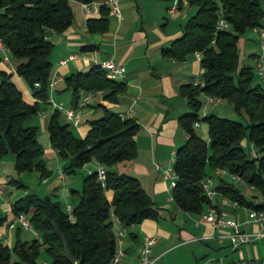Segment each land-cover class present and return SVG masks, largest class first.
I'll list each match as a JSON object with an SVG mask.
<instances>
[{
  "label": "trees",
  "instance_id": "1",
  "mask_svg": "<svg viewBox=\"0 0 264 264\" xmlns=\"http://www.w3.org/2000/svg\"><path fill=\"white\" fill-rule=\"evenodd\" d=\"M188 2L195 5V9L186 17L181 34L162 47L164 52L178 58H184L195 49L201 50L200 81L180 84L191 109L179 116L188 134L175 151L172 198L182 209L202 212L211 202L202 181L206 176L215 175L218 177L214 185L216 190L251 207H262L263 201L253 202L245 196L241 183L229 174L216 173L215 167L237 173L264 191V87L260 80H253L251 64H238L237 48L241 32L263 23L264 0ZM219 6L226 26H216ZM101 11L99 16L86 18L89 30L102 31L108 27V6L101 4ZM72 19L70 0H0V37L9 48L15 71L33 95V99L25 98L11 78L12 72L0 69V158L12 151L17 172L34 168L41 177L49 173L42 156L43 145L37 137V126L26 120L42 108V102L47 101L49 95L50 54L54 45L49 32L63 31ZM64 79L66 86L71 87L72 105H76L82 92L88 89L102 88L104 97L115 100L126 88L124 79L106 76L99 64L71 71ZM200 92L227 99L237 112L246 113L248 121L214 111L199 115ZM101 104L102 113L90 118L83 136L75 133L70 127L72 123L58 108L52 109L47 130L49 141L56 148L66 172H73L93 159L105 167L103 182L97 178L96 169L91 168L84 175L81 188H71L72 217L65 209V202L50 195L28 192L14 200L13 212L29 214L38 235L27 239L17 233L12 245L4 244L1 238L0 264H39L37 256L42 245L50 256L49 264H107L117 249L114 215L127 226L144 217L159 216V206L139 178L115 167L119 161L136 155L137 119L122 116L117 110ZM199 118L207 121L208 138L193 126L194 120ZM246 141H250L255 150H247ZM12 179L23 184L19 177ZM107 189L111 190L110 195ZM2 218L0 215V220ZM53 221L65 235L74 261L66 257ZM129 232L134 234L132 230ZM11 253L16 257L11 259Z\"/></svg>",
  "mask_w": 264,
  "mask_h": 264
},
{
  "label": "crops",
  "instance_id": "2",
  "mask_svg": "<svg viewBox=\"0 0 264 264\" xmlns=\"http://www.w3.org/2000/svg\"><path fill=\"white\" fill-rule=\"evenodd\" d=\"M91 1L98 4L99 10L87 14L83 1L70 0L73 9L71 23L61 32L53 30L49 32V37L54 43L50 54L51 75H59L57 81L49 89V94L64 104L72 105V91L71 87L66 86L65 74L78 69L85 70L92 64H99L107 57L118 60L126 67L124 74L126 88L118 93L117 99L104 97V90L97 88L98 91L93 95L90 104L80 110L79 123L74 125L79 132L78 135H85L90 118L102 113L101 103L122 113V116H134L139 123L136 131V155L131 159L119 161L115 167L139 178L145 190L159 206V216L144 217L127 226L122 241L117 244V247L123 250L117 264L137 262L141 241L145 235L155 236L151 251L158 256L160 264L264 263V223L261 224L256 220H251L248 224L243 223L251 207L249 204L238 200L234 203V198L216 190L211 197V202L203 210L205 211L211 204H214L226 210L229 217L239 221L241 228L245 231L260 232L258 235H252L248 241L233 246L227 236L222 238L218 236L223 228L213 226L208 219L202 216L203 211L185 210L175 203L171 196L170 180L163 175L164 168L173 163V152L184 142L188 134L179 116L189 111L191 106L187 96L181 92L180 84L196 76L199 77L202 71L200 58L193 52L188 53L184 58H178L162 50V47L168 45L172 38L181 34L184 23L180 28L172 31H163L164 28L161 29L157 26L158 24L153 23L149 30L147 26L151 24V20L146 21V12L149 11L146 2L117 0L120 13L116 14L108 8L106 12L108 27L102 31L89 30L86 18L99 16L102 12L101 4L106 5L104 0ZM186 1L189 6L192 5L188 0ZM176 2L174 7L167 4L166 10L174 12L181 8L182 0H176ZM194 9L191 8L190 12ZM183 14L185 17L188 16L185 11ZM253 54L256 55V52ZM61 58H65V61L60 62ZM2 68L12 72L11 78L22 90L25 98L33 99L28 86L15 71L13 61L7 62L0 59V69ZM199 97L202 100L201 115H203L212 110V105L205 102V93L200 92ZM98 108H101L99 112H97ZM52 109L48 100L42 102V108L37 111L36 118L31 120V123L35 125V122H40L41 127L46 129L47 138L42 139V156L45 158L49 173L41 177L39 171L34 168L29 170L28 176L21 172L19 176L23 183L21 190L17 188L18 182L15 184V180H11L18 176L13 174L11 178H6L2 172L4 184L0 194L5 197L0 196V215L3 216L0 220V239L6 237L10 245L13 244L10 232L15 225L16 235L20 228L25 229L12 210L14 200L28 192H35L30 187L35 188L42 179L47 182L45 195L59 198L57 196L60 194L62 199H59L64 202H73L71 188L80 189L82 186L83 178L80 180L76 176H69L66 180V171L62 168V162L59 161L61 159H59L56 148L49 141L47 123ZM198 120L199 123H193V126L198 133L208 138L207 122L200 121V118ZM97 164L95 160L87 161L83 164L81 174L84 170L87 172L91 168H96ZM59 167L62 168V173L58 171ZM50 172L54 173L52 179ZM221 173L229 176L227 172ZM211 179V185L214 187L218 177L213 175ZM28 180L29 185L26 182ZM240 186L245 196L251 198L253 202L263 201L264 191L255 187L251 188L246 184ZM107 194H111L110 189H107ZM29 229L33 233L32 237L38 235L37 230ZM129 230L134 231V234ZM23 238L30 239L26 235ZM47 262L49 264V261Z\"/></svg>",
  "mask_w": 264,
  "mask_h": 264
},
{
  "label": "built area",
  "instance_id": "3",
  "mask_svg": "<svg viewBox=\"0 0 264 264\" xmlns=\"http://www.w3.org/2000/svg\"><path fill=\"white\" fill-rule=\"evenodd\" d=\"M104 3L108 6L109 10L119 14L120 9L118 7L117 0H104ZM177 4L176 0L174 1V5L171 7H174ZM83 7L87 14L95 13L99 10L98 4L93 3L91 0L83 1ZM227 22L225 21V18L223 17V10L222 7L219 6L217 9V23L216 26H226ZM259 39L260 44L262 48H264V20L263 23L259 26ZM193 53L197 57H201V50L195 49ZM0 55L1 59L4 61H10L12 62V57L9 51L8 46L4 42V40L0 37ZM70 56H73V54H70ZM60 62L65 61V58L59 59ZM99 65L104 68L106 76L110 78H122L124 79V74L126 67L123 63L119 62L118 60L107 57L99 62ZM256 67H257V73L259 75L260 81L264 87V52L257 53L256 54ZM59 78L58 74L50 75L48 80V87L49 89L54 85V83ZM193 84H196L200 81V78L198 76L192 78L191 80ZM98 89H88L82 92V95L76 105H67L64 104L56 99H54L50 94L47 97V100L51 103L53 108H58L62 112L64 118L71 122L73 125H76L79 123V120L81 118L80 110L86 107L90 104L91 99L95 92H97ZM222 97L215 96L211 94H206V103H210L213 101H220ZM91 109V107H90ZM120 113V112H119ZM122 115V113H120ZM195 124L199 123V120H194ZM175 152L172 154V159H174ZM1 166V165H0ZM96 175L97 178L103 182L104 175H105V167L103 164L98 163L96 166ZM58 171L62 173V168L59 167ZM216 173L221 172H227L225 168L222 167H215ZM235 181L246 184L251 188H254V184L245 181L239 174L233 173V172H227ZM163 175L166 178H169L171 186L175 184V174L173 171L172 165H169L164 168ZM212 179L211 176H206L202 181V187L204 191L206 192L208 197H212L213 194L216 192V189L211 185ZM3 179H2V171L0 168V190L3 188ZM172 196V195H171ZM233 202L236 203L237 200L233 199ZM65 209L69 215V217H72V204L69 201L65 202ZM16 219L20 222V224L25 228H31L34 231L36 229L32 226L29 214H27L25 211H19L15 213ZM202 216L206 219H208L213 226L223 228L219 233V237H225L227 236L230 240V243L233 246H237L243 242L248 241L252 235H258L260 232L255 231H245L241 228L240 222L229 217L227 215V211L219 208L218 206L211 204L205 211L202 212ZM251 220H256L259 223H264V199H263V206L262 207H250L248 216L243 219V223L248 224ZM226 228V229H224ZM113 231L117 240V244H119L122 241L123 235L127 231V225L124 224V222L117 216H113ZM4 244H9L6 237L2 239ZM155 241V236L153 235H145L142 238L140 250H139V258L135 264H160L158 261V256L154 255L151 251L152 244ZM123 250L120 247H117L116 251L114 252V255L112 259L107 264H117L120 256L122 255ZM258 264H264L263 262H259Z\"/></svg>",
  "mask_w": 264,
  "mask_h": 264
},
{
  "label": "rangeland",
  "instance_id": "4",
  "mask_svg": "<svg viewBox=\"0 0 264 264\" xmlns=\"http://www.w3.org/2000/svg\"><path fill=\"white\" fill-rule=\"evenodd\" d=\"M144 2H146V5L149 6V11H147V18L146 21L151 20V24L148 25V29H151L152 24L156 23L158 24L157 26L159 28H164L163 31H172L174 29L180 28V26L184 23L186 17L184 16L183 12L185 11L186 13L190 14L191 12V8H195V5H191L189 6L186 0H182V6L181 8H179L177 11L171 12V11H167L166 10V5L169 4L171 6L174 5V0H143ZM162 21L164 23H162ZM163 25V26H161ZM165 26V27H164ZM237 48H238V53H239V59H238V64H251L253 71H254V78L253 80H260L259 75L257 73V67H256V55H254L253 53H262L264 52V48H262L261 44H260V39H259V26L256 27H249L246 30H244L243 32H241L239 34V38L237 41ZM212 95V94H211ZM217 96V95H215ZM212 105V110L210 111H214L220 115H225V116H229L235 119H239L243 122H247V115L244 111L242 112H237L234 107L233 104L228 101L225 98H222L221 101H213L210 102ZM101 108H98L97 112L100 111ZM202 109L203 106L200 105V107L198 108V113L201 115L202 114ZM96 112V113H97ZM36 114L31 115L26 122H32L36 117ZM95 115V114H94ZM38 116V115H37ZM93 116V114H92ZM32 120V121H31ZM200 121H204L207 122L204 119H201ZM36 123V132H37V137L39 139V141L41 142V144H43V140H46L47 138V132L45 128L41 127L40 122H35ZM70 127L75 131V133L79 134L78 130L75 128L74 125L70 124ZM43 139V140H42ZM245 148L248 149H254L255 150V146L250 142V141H246L244 143ZM60 159V158H59ZM45 160V158H44ZM93 160V159H92ZM60 162H62L61 160H59ZM0 163H1V171L5 174L6 178H11V175H15V176H20V174H22L21 172H23L24 174H29V170H23L20 172H17L15 167H14V153L12 151H7L1 158H0ZM84 165L77 167V169L74 172H65V175L67 176V179L69 178V176H76L77 178H80V180L83 178V173H86V171L84 170L83 173L81 174V171L83 170ZM10 169V170H9ZM12 169V171H11ZM10 171V172H9ZM53 172V171H52ZM51 173V172H50ZM52 175H54V173H51V179L54 178L52 177ZM13 181V179H11ZM15 184L17 183L16 181H14ZM27 184H30V181H26ZM77 183V182H76ZM17 188H20L21 190L23 189V187L21 185H19L18 183L16 184ZM46 185L47 182L44 181L43 179L41 181H39V184L37 183L36 187H30V189L32 191H35L37 193H39L40 195H45L46 194ZM2 195V197L4 196L3 194H0V196ZM5 197V196H4ZM56 197V196H55ZM59 198L62 199V196L60 194H58ZM74 200V198H72V201ZM16 225L13 228V230H11V239L12 242H14L15 236H16ZM18 234L21 238L28 237L31 238L33 236L32 231L29 229L27 230V228L23 229L20 228L18 230ZM15 254L11 253V259L15 258ZM48 259H50V256L48 254V252L46 251L45 247L42 245L39 251V254L37 256V261L39 264H48L47 261H49Z\"/></svg>",
  "mask_w": 264,
  "mask_h": 264
},
{
  "label": "water",
  "instance_id": "5",
  "mask_svg": "<svg viewBox=\"0 0 264 264\" xmlns=\"http://www.w3.org/2000/svg\"><path fill=\"white\" fill-rule=\"evenodd\" d=\"M54 230L56 231V233L60 236L63 247H64V253L66 255V257L70 260V261H74L75 257L73 256L70 248H69V244L67 242V239L65 237V235L63 234V232L59 229V227L57 226V224L55 223V221L52 222Z\"/></svg>",
  "mask_w": 264,
  "mask_h": 264
}]
</instances>
